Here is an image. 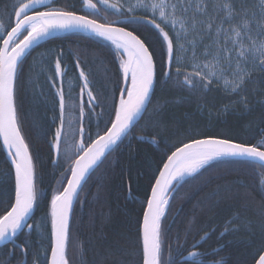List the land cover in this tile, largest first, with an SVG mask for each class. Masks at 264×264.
<instances>
[{"label": "snow or ice", "instance_id": "obj_1", "mask_svg": "<svg viewBox=\"0 0 264 264\" xmlns=\"http://www.w3.org/2000/svg\"><path fill=\"white\" fill-rule=\"evenodd\" d=\"M51 3L52 0H15L11 11L7 12V22L0 14V140L14 167L15 178L14 195L5 204H0V244L12 242L25 253L29 247L27 240L17 244L16 239L22 232L29 236L33 231L39 233L43 223L32 220L43 193L37 187L36 164L22 132L17 104L23 59L39 41L56 32H90L110 42L114 50L113 63L117 67L114 74L105 72L104 91L94 94L92 74L81 67L79 53L73 54L77 56L75 63L80 69L81 95H86L87 99L77 105L71 100L66 102L62 86L57 91L60 114L59 126L50 145L55 156L51 163L55 168H61L62 151L72 155L71 162L57 180L59 187L51 193L47 224L44 225L45 231L50 227L48 247L41 244L42 251L34 254L33 261V264H74L69 254L70 243L75 245L78 253L84 249L82 242L70 232V221L74 203L80 201L85 191L86 177L107 160L119 144L133 138L137 124L146 114L149 123L157 129L167 130L162 119L166 102L152 105L158 64L165 84L186 89L199 97L214 90L227 97V102L217 109L216 118L221 114L226 116L229 111L235 112L240 106L245 111L250 110L249 85L253 92L264 94V0H136L127 7L120 0L111 3L98 0L105 8L113 9L128 20L151 25L159 37V61L152 46L134 30L117 26L106 17L105 22L94 18L101 9L93 0H82L83 7L91 10L93 18L67 7L53 8ZM41 6L44 10H40ZM62 56L61 50L55 59V76L63 79ZM77 108L78 117L73 115ZM97 108L101 111L97 112ZM198 111L203 115L206 108L198 105ZM207 116L212 119L213 113L208 111ZM94 120L95 135L90 130ZM261 134L259 143L247 144L227 136L186 132V139L172 144L164 153L166 160H162V168L154 177L143 212L141 264H206V257L213 253L192 250L187 257L181 258L182 253L172 255V246L167 243L168 230L164 226L170 211V191L174 183L196 176L206 165L224 158L251 166L258 173L259 186L264 188V129ZM77 136L79 140L75 142ZM135 139L138 142L145 140L143 136ZM252 202H255L254 198ZM260 214L264 215V202ZM234 230L226 224L220 236ZM208 235L202 236L200 242ZM200 242L192 248H197ZM177 247H182L179 240ZM222 247L214 253L219 254ZM0 264H10V259H0ZM20 264L27 262L22 260ZM214 264L227 262L220 257ZM252 264H264V243L254 247Z\"/></svg>", "mask_w": 264, "mask_h": 264}, {"label": "trees", "instance_id": "obj_2", "mask_svg": "<svg viewBox=\"0 0 264 264\" xmlns=\"http://www.w3.org/2000/svg\"><path fill=\"white\" fill-rule=\"evenodd\" d=\"M79 1L52 0L50 6L67 7L77 14H90L91 17V10L85 9ZM14 2L0 0V14L4 15L5 22ZM93 3H97L101 9L94 18L105 22L106 17L107 21H117L120 26L134 30L135 34L152 46L159 61V37L151 25L144 21L128 20L113 9L99 4L98 0H93ZM40 10H44L43 6ZM61 50L62 71L65 72L63 79L55 76V59ZM74 53H79L81 67L94 78V94L103 92L105 72L114 74L117 67L113 63L114 50L110 42L84 34H62L29 52L23 59V75L18 80L17 104L22 132L36 164L37 187L43 193L34 209L32 220L36 222H42L44 215H47L51 198L49 191L60 179L53 174L51 160L55 156L54 150L50 148L52 136L59 126L57 91L62 86L66 102L71 100L77 105L87 99L86 95H81L82 81L79 80L80 69L76 67L77 56ZM102 61L107 63L102 65ZM157 67L152 105H164L166 102L162 119L167 124V130L157 129L149 123L146 114L137 124L133 138L119 144L112 155L90 173L85 191L74 208L71 231L76 233L84 249L82 260L73 261L74 264H81V261L84 264L96 261L101 264H141L139 229L154 177L158 176V169L162 168V160H166L164 153L177 140L186 139V132L200 136H227L247 144L259 143L261 140V130L264 129V94L261 91L253 92L249 85L250 110L245 111L240 106L237 111H229L226 116L221 114L216 118L217 109L227 102V97L216 90L199 97L186 89L174 88L163 82L159 64ZM198 105L206 108L203 115L198 111ZM96 111L100 112L101 109L97 108ZM151 111L150 106L149 114ZM208 111L213 113L212 119H208ZM73 115L78 117V108ZM90 130L95 135L96 130ZM139 136L145 140L138 142L135 137ZM78 140L77 136L75 142ZM152 140L156 143H151ZM71 155V152L65 155L62 151L63 169L71 162ZM65 159L69 161L67 164ZM14 184L12 168L0 146V204H5L12 197ZM40 184H43L42 189L39 188ZM88 184H93L91 190ZM94 186L99 192L97 199L96 194L91 193ZM170 196V211L165 217L164 226L168 230L167 243L171 244L174 257L178 253L183 254L181 258L187 257L189 251L195 250L213 253L206 257V264H214L220 257H224L227 264H252L254 247L264 243V215L260 214L264 188L259 186L256 170L237 160L219 159L206 165L196 176L175 183ZM253 198L255 202H252ZM226 224L236 230L221 237L220 233ZM82 225L83 229L77 234V228ZM42 228L39 233L33 231L30 236L21 233L16 239L17 243L28 242L27 264H33L34 254L42 251L41 247H37L40 241L37 236L41 237ZM206 233L209 234L208 238L200 242ZM177 240L182 247H177ZM198 242V247L193 249L192 246ZM221 245L223 247L219 254H215L214 250ZM72 246L74 244L70 243L71 256L75 250ZM6 247L13 257L3 258ZM47 247L45 244L44 248ZM0 259H10V264H20L23 254L12 243L0 248Z\"/></svg>", "mask_w": 264, "mask_h": 264}, {"label": "bare ground", "instance_id": "obj_3", "mask_svg": "<svg viewBox=\"0 0 264 264\" xmlns=\"http://www.w3.org/2000/svg\"><path fill=\"white\" fill-rule=\"evenodd\" d=\"M89 16H90V14H89ZM90 18H93L92 16L90 17ZM44 43H46V42H44ZM44 43H42V44H44ZM41 44V45H42ZM40 46V45H39ZM38 47V46H37ZM36 47V48H37ZM35 50V48H33L31 51H34ZM30 51V52H31ZM79 71L80 70H78V73H79ZM94 78L92 77V76H90V80H93ZM93 85H94V80H93ZM154 90H155V88H154ZM153 94H154V91H153ZM152 98H153V96H152ZM90 128H92L93 130H96V125H95V120L93 121V123L90 125ZM0 146H1V148H2V150H3V152H4V149H3V144H2V142H1V140H0ZM4 154H5V152H4ZM61 158H63V156H61ZM7 161H8V163L10 164V162H9V160L7 159ZM69 161H68V159H65V164H67ZM62 164V163H61ZM10 166H11V164H10ZM11 168H12V166H11ZM64 169L61 167V168H55V166L53 165V174H54V176L55 177H57V179L58 178H60V175H61V172L63 171ZM12 171H13V174H14V170H13V168H12ZM189 178H191V177H186L185 178V180H187V179H189ZM184 180V181H185ZM14 182H15V178H14ZM86 182H87V180L85 181V184H86ZM181 182H183V181H181ZM154 184V183H153ZM175 184V183H174ZM89 188H90V190H91V188H92V186H93V184H88L87 185ZM59 187V185L56 183V185L54 186V185H52V187H51V189H50V194L52 193V191H53V189L54 188H58ZM96 187L97 186H94V188L92 189V194H96V196H95V199H97L98 198V196H99V192L98 191H96ZM39 188L40 189H42L43 188V184H40L39 185ZM48 188H50V185H48ZM151 191V190H150ZM14 195V190L12 191V196ZM149 197H150V194H149ZM50 202V201H49ZM76 203L77 202H75V205H76ZM83 204H85V203H83ZM75 205H74V208H75ZM145 209H146V207H145ZM73 216H74V209H73ZM73 216H72V219H71V221H70V232L74 235V236H76V233H73L72 231H71V226H72V222H73ZM33 218V217H32ZM142 218H143V216H142ZM43 223H42V225H43V228H42V226H41V228H42V231H40V236L41 237H38L37 236V239H40V241H39V244H38V248H40V246H41V244L44 246L45 244L46 245H48V231H50V227L48 228V230L47 231H45L44 230V225H46L47 224V215H44V220L42 221ZM141 225H142V219H141ZM141 225H140V229H141ZM83 229V225L82 226H79L78 228H77V234L81 231ZM140 229H139V245H140V248H141V252H142V247H141V239H140ZM23 233V232H22ZM21 234V233H20ZM19 234V235H20ZM77 237V236H76ZM79 240V239H78ZM17 243V242H16ZM12 244V242H7L5 245H3V246H1V247H4V246H6V245H11ZM17 244H20V243H17ZM0 247V248H1ZM74 247H75V245H74ZM73 246H72V248H74ZM5 250V257H3L4 259L5 258H7V257H9V250L7 249V247L4 249ZM23 254V260H26V262H27V251H25V253H22ZM82 255H83V253H78L77 252V249H76V247H75V250L73 249V253H72V257H73V261L74 262H77V261H79V260H82ZM12 257H13V255H11ZM42 259V258H41ZM86 264H101L99 261H96V262H93V263H91V262H86Z\"/></svg>", "mask_w": 264, "mask_h": 264}, {"label": "water", "instance_id": "obj_4", "mask_svg": "<svg viewBox=\"0 0 264 264\" xmlns=\"http://www.w3.org/2000/svg\"><path fill=\"white\" fill-rule=\"evenodd\" d=\"M113 23L116 24L117 26H120V25L118 24L117 21H114ZM127 30H128V29H127ZM73 33H74V34H84V35H88V36H95V35H93L92 33H90V32H85V31H72V32L60 31V32H56V33L52 34V35L49 36V37H46L45 39H42V40L39 41L38 44H36L33 48H36L37 46L41 45L42 43L47 42V41H49V40H51V39H53V38H55V37H57V36H59V35H62V34H73ZM95 37H96V36H95ZM1 142H2V140H1ZM3 149H4V152H5V155H6L7 159H8L9 162H10V158H9L8 155H7V150H6L4 147H3ZM10 164H11V162H10ZM11 166H12V165H11ZM12 168H13V170H14V167H13V166H12ZM90 173H91V172H90ZM90 173H89V175H90ZM89 175L86 177V180L88 179ZM74 205H75V203H74ZM73 209H74V207H73ZM3 245H5V244H0V247L3 246Z\"/></svg>", "mask_w": 264, "mask_h": 264}, {"label": "rangeland", "instance_id": "obj_5", "mask_svg": "<svg viewBox=\"0 0 264 264\" xmlns=\"http://www.w3.org/2000/svg\"><path fill=\"white\" fill-rule=\"evenodd\" d=\"M109 1H110V2H115V0H109ZM120 2H121V3H124L125 6L127 7V5H128L129 3L135 4V3H136V0H120ZM88 10H90V9H88Z\"/></svg>", "mask_w": 264, "mask_h": 264}, {"label": "flooded vegetation", "instance_id": "obj_6", "mask_svg": "<svg viewBox=\"0 0 264 264\" xmlns=\"http://www.w3.org/2000/svg\"><path fill=\"white\" fill-rule=\"evenodd\" d=\"M78 1H79V0H78ZM79 2H80V5H83V4H82V0H80ZM51 7H53V8H57V7H54V6H51ZM43 8H44V7H43ZM85 9H87V8H85Z\"/></svg>", "mask_w": 264, "mask_h": 264}]
</instances>
